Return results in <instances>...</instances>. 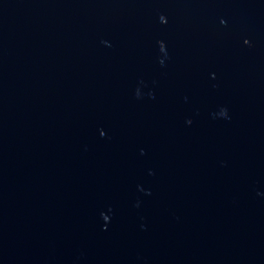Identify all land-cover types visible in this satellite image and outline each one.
I'll use <instances>...</instances> for the list:
<instances>
[{"label":"water","instance_id":"1","mask_svg":"<svg viewBox=\"0 0 264 264\" xmlns=\"http://www.w3.org/2000/svg\"><path fill=\"white\" fill-rule=\"evenodd\" d=\"M0 264H264V0H0Z\"/></svg>","mask_w":264,"mask_h":264}]
</instances>
